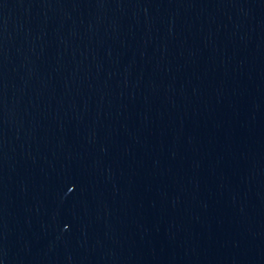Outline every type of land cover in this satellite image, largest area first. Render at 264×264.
Here are the masks:
<instances>
[{
  "label": "water",
  "instance_id": "water-1",
  "mask_svg": "<svg viewBox=\"0 0 264 264\" xmlns=\"http://www.w3.org/2000/svg\"><path fill=\"white\" fill-rule=\"evenodd\" d=\"M0 264H264V0H0Z\"/></svg>",
  "mask_w": 264,
  "mask_h": 264
}]
</instances>
